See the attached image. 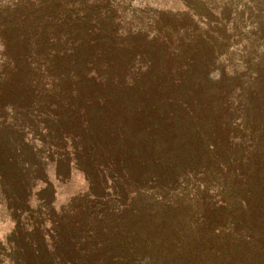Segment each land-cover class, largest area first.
I'll return each instance as SVG.
<instances>
[{
  "label": "trees",
  "instance_id": "16d2710c",
  "mask_svg": "<svg viewBox=\"0 0 264 264\" xmlns=\"http://www.w3.org/2000/svg\"><path fill=\"white\" fill-rule=\"evenodd\" d=\"M174 2L0 0V264H264V0Z\"/></svg>",
  "mask_w": 264,
  "mask_h": 264
},
{
  "label": "rangeland",
  "instance_id": "374dc122",
  "mask_svg": "<svg viewBox=\"0 0 264 264\" xmlns=\"http://www.w3.org/2000/svg\"><path fill=\"white\" fill-rule=\"evenodd\" d=\"M198 0H195V2H193V4L195 6H198L197 4ZM160 5H166L167 8H182L183 5H179L180 3L174 2V0H158ZM53 176H50V179ZM187 183L191 184L190 186H193L190 190V192H192L195 188H196V184H193L192 181V174L189 173L187 174ZM189 180V181H188ZM56 185V183H55ZM82 187V181L80 180L79 177H75L72 179H69V181L65 184H63V186L61 187H56V191H54V193L52 194V192H45L43 194H40L39 196H33V198L30 201V206L31 207H35L37 205V203L39 202V198L41 197V195H43V197L45 198L46 202L49 200L53 199V204L54 206H56L57 208L66 203L67 200L73 196L80 188ZM179 190H181V186L178 187ZM152 194L154 195L156 192L155 190L151 191ZM42 198V197H41ZM15 224L12 221V218L10 217V213L7 212L6 207L4 206V203L2 202V200L0 199V253H7L8 248H7V252L4 250L6 244V237L7 235L12 231V229L14 228ZM223 229L228 230L226 227H224ZM194 234L197 233L198 231V227L192 229ZM161 247H159V252L161 254ZM8 254V253H7ZM162 254H164V251H162ZM215 264H219L218 262H216Z\"/></svg>",
  "mask_w": 264,
  "mask_h": 264
}]
</instances>
